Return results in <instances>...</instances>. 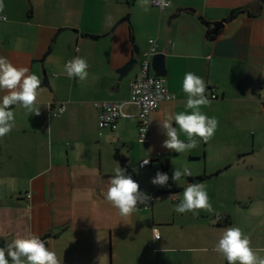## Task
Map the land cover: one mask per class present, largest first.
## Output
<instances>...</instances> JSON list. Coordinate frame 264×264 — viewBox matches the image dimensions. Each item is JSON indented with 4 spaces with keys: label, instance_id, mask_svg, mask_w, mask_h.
<instances>
[{
    "label": "crops",
    "instance_id": "1",
    "mask_svg": "<svg viewBox=\"0 0 264 264\" xmlns=\"http://www.w3.org/2000/svg\"><path fill=\"white\" fill-rule=\"evenodd\" d=\"M170 1L160 11L150 0H0V56L41 77L38 114L13 107L12 130L0 137V240L31 232L62 264H227L213 246L233 226L232 212L264 219V211L250 210L264 188V0L252 16L240 13L228 22L232 10L249 9L254 0ZM200 18L224 26L210 39ZM149 40L163 55V79L174 100L151 114L149 141L139 144L129 82ZM76 56L89 65L83 81L64 74V63ZM131 59L138 64L117 83L115 72ZM185 72L205 81L209 103L200 111L215 117L217 127L207 142L194 137L195 148L176 153L163 146L159 122L184 110ZM98 101L119 103L115 131L97 127ZM59 105L65 111L52 116ZM150 155V166L140 169ZM164 164L170 179L174 167L190 169V176L171 180L180 191L160 193L166 185L150 183ZM117 165L132 171L139 190L149 195L153 189L148 208L139 204L121 217L104 200ZM196 177L214 211L176 213L185 181ZM216 215L231 223L216 225Z\"/></svg>",
    "mask_w": 264,
    "mask_h": 264
},
{
    "label": "clouds",
    "instance_id": "2",
    "mask_svg": "<svg viewBox=\"0 0 264 264\" xmlns=\"http://www.w3.org/2000/svg\"><path fill=\"white\" fill-rule=\"evenodd\" d=\"M147 3L148 0H145ZM158 6L167 7L169 0H156ZM64 74L77 81H83L88 76V63L79 56L64 63ZM41 87V77L29 71L26 67L14 66L6 57L0 56V137L6 136L14 125L13 107L26 110L27 113L38 114L35 106L38 90ZM180 91L186 95L184 110L167 115L159 126L166 139L163 146L176 153H183L197 146L199 137L203 142L210 139L217 127L215 117H209L200 111L202 105L209 103L206 95L205 81L192 72H185L180 82ZM174 95V93H173ZM190 110V111H189ZM183 135L185 139L179 137ZM141 160V165L147 164ZM192 173L189 168L172 170L171 180L178 181ZM169 175L157 171L150 183L165 186ZM178 202L174 205L176 213L199 214L198 210L213 212L209 196L204 186L196 182H186ZM104 200L114 207L118 215L127 217L136 211L137 205L148 203L150 197L139 190L138 184L126 174L124 168L117 165L113 175L102 192ZM201 251H207L202 249ZM213 251L222 256L227 264H264V258L257 255L250 247L249 238L239 227L224 228L213 246ZM0 264H62L61 256L50 248L37 235L28 232L23 237L13 238L0 248Z\"/></svg>",
    "mask_w": 264,
    "mask_h": 264
},
{
    "label": "built area",
    "instance_id": "3",
    "mask_svg": "<svg viewBox=\"0 0 264 264\" xmlns=\"http://www.w3.org/2000/svg\"><path fill=\"white\" fill-rule=\"evenodd\" d=\"M171 1L167 7L161 9L156 3V0H150V5L157 10H165L169 8ZM149 48L142 55L139 71L137 76L129 82V103L133 104L137 108V136L136 140L140 143H146L149 141V130H150V117L151 114L159 107L162 103L172 102L174 95L170 93L164 83L163 78L155 77L151 73L150 60L155 53V45L152 40L148 41ZM211 98H215L214 95ZM93 107L97 111V127L99 129H108L115 131L117 128V121L121 118L119 111V103L114 101H98L93 104ZM65 111L64 105H59L52 116H60ZM161 154H156L155 157L159 158ZM150 155L146 159L147 164L141 165V161L138 163L140 169H144L150 166L152 160ZM151 199V194L148 195ZM149 199V200H150ZM149 203L141 204L142 208H148ZM153 241L160 238L157 231H153ZM149 247L152 244H148Z\"/></svg>",
    "mask_w": 264,
    "mask_h": 264
},
{
    "label": "rangeland",
    "instance_id": "4",
    "mask_svg": "<svg viewBox=\"0 0 264 264\" xmlns=\"http://www.w3.org/2000/svg\"><path fill=\"white\" fill-rule=\"evenodd\" d=\"M145 183L147 184L148 181L145 180ZM254 196L256 197L254 198L255 203L250 205V210L256 213H262L264 211V202L261 199H264V188H259L258 192H256ZM243 212L245 211L241 209L238 212H232V225L233 227H239L242 230V232L249 238L250 247L256 251L259 257L264 258V219H254L246 214H241ZM218 256L220 255L218 254ZM220 259L223 260L222 257H220ZM223 263L225 264V262ZM223 263L218 262V264Z\"/></svg>",
    "mask_w": 264,
    "mask_h": 264
},
{
    "label": "water",
    "instance_id": "5",
    "mask_svg": "<svg viewBox=\"0 0 264 264\" xmlns=\"http://www.w3.org/2000/svg\"><path fill=\"white\" fill-rule=\"evenodd\" d=\"M258 3H263V0H254V2L251 4V6H249L248 11L251 10H257V4ZM183 12H188V13H195V10L192 8H185L182 10ZM211 26V35H216L218 34V32L223 28L224 23L221 21H216V22H212L210 24ZM65 30H69L70 29H65ZM61 30H59L57 33H59ZM75 32V31H73ZM56 33V35H57ZM55 35V36H56ZM55 39V37L53 38V40ZM134 53L137 55V50L135 49ZM138 64V59H131L129 62H127L123 67H121L120 69H118L115 74L117 75V83L120 82L121 80H123L124 78H126L128 76L129 73H131L134 69V67ZM150 68H151V72L155 77H159V78H164V58L162 54L156 53L151 57L150 60ZM200 178L196 177L193 178L187 182H196V183H200ZM186 186V184H185ZM184 186V187H185ZM181 189L179 188V191ZM5 246V241L0 240V248Z\"/></svg>",
    "mask_w": 264,
    "mask_h": 264
},
{
    "label": "trees",
    "instance_id": "6",
    "mask_svg": "<svg viewBox=\"0 0 264 264\" xmlns=\"http://www.w3.org/2000/svg\"><path fill=\"white\" fill-rule=\"evenodd\" d=\"M240 13H246V14L252 16V14L249 13V11H247V9L239 8V9H236V10H232L228 14V16L226 17L225 22L231 21L232 19H234L236 17V15H238ZM200 20H201L202 24L206 27L207 36L210 39H214L216 35H211L210 23L205 22L201 18H200ZM91 38H96V37H92L91 36ZM114 158L115 159H120V156H119V154L117 152L114 153ZM124 169L126 171V174L131 176V178L135 181V175L132 173V171L129 170L127 167H125ZM161 171H162V173H167L169 175L167 164H164L162 166ZM178 190H179V188L172 184L171 179H170V175H169V181H168L165 189L163 191H161L160 193H171V192H177ZM150 193H151L152 196L155 195V192L153 191L152 188H151ZM213 220L215 221V224L218 225V226H227V225H229L231 223V219L229 218V216H226V215H216V216L213 217ZM41 240L44 241L45 239H41ZM45 244H46V242H45Z\"/></svg>",
    "mask_w": 264,
    "mask_h": 264
}]
</instances>
